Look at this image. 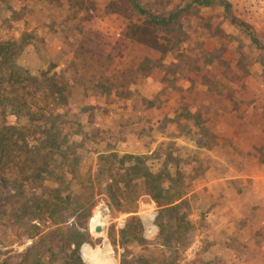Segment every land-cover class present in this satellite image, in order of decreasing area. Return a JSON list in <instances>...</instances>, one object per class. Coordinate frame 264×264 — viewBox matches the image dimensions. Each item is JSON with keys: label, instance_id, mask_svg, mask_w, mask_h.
<instances>
[{"label": "rangeland", "instance_id": "374dc122", "mask_svg": "<svg viewBox=\"0 0 264 264\" xmlns=\"http://www.w3.org/2000/svg\"><path fill=\"white\" fill-rule=\"evenodd\" d=\"M138 1L158 17L172 16L171 22L156 28L145 24L128 0H36L27 21L22 19L26 3L0 0V41L8 38L4 33L9 29L18 40L25 22L30 21L28 29L36 28V40L25 46L17 65L27 71L31 82L44 84L51 71L80 80L83 85L69 84L68 105H74L73 113L84 121L89 117L77 108L89 103L90 111H95V124L106 127L101 136L120 149V162L129 167L140 157L151 170L156 165L164 167L172 178L179 176L184 185L193 186L191 193L198 199L193 200L192 213L199 223L191 225L195 231L184 232L186 242L191 236L192 242L182 252L175 255L168 246L159 247L167 250L166 260L175 257V264L179 259L187 264L200 255L204 261L221 259L219 264H264V249L253 251L250 245L242 250L239 242L243 237L228 242L229 247L226 238H221L224 229L219 219L212 226L202 221L212 202L219 203L210 213L212 218L225 219L227 207L225 196L205 197L204 187L208 192L219 191L225 186L224 178L230 176L232 187L226 192L244 187L250 198L255 186H264V0H206L203 4L198 2L201 0ZM221 2L228 6V16ZM153 40L155 47L150 46ZM102 90L105 95L99 93ZM111 121L115 125L118 121L116 128L119 126L112 137ZM19 123L27 125L24 119ZM187 128H191L188 134ZM204 132L212 138L209 149L184 140L185 136L197 141ZM86 154L87 161L91 160L93 154ZM174 159L181 162L170 165ZM41 183L57 185L47 174ZM139 184L131 182L129 189L138 197L135 214L142 221L143 238L152 242L158 234L159 207L143 195ZM72 189L76 196L71 197L62 212L64 219L59 220L65 236L57 239L65 244L71 238L64 237L74 231L87 234L80 248L85 244L91 260L96 255L100 264H122L124 248L112 246L108 232L121 229L127 215L110 210L103 195L89 208L80 186L74 183ZM231 207L234 212L229 218L242 215ZM38 217L41 219L32 221L29 217L22 225L0 220V260L33 264L38 237L48 226L54 227L46 214ZM34 224L38 226L34 228ZM97 225L102 226L101 232L95 231ZM166 228L171 243L176 226ZM43 249L42 264H62L60 260L48 263L50 252ZM125 249L139 254L142 246L128 244ZM162 254L157 253L154 260L161 262ZM81 258L84 264H92Z\"/></svg>", "mask_w": 264, "mask_h": 264}, {"label": "trees", "instance_id": "16d2710c", "mask_svg": "<svg viewBox=\"0 0 264 264\" xmlns=\"http://www.w3.org/2000/svg\"><path fill=\"white\" fill-rule=\"evenodd\" d=\"M19 1L27 4L22 9L24 13L22 19L28 21L34 10L30 6L35 4L36 0ZM128 1L135 13L144 18V23L153 28L157 25H167L172 20V16L165 19L154 15L138 0ZM198 2L203 4L207 1ZM221 4L228 16V6L223 2ZM11 16L13 17V14ZM232 22L237 23L236 20ZM25 23L24 31L21 32L18 40L13 38L14 32L9 29L4 33L8 38L0 41V220H5L11 225H22L29 217L32 221L41 219L38 216L46 214L54 227L48 226L46 233L38 237L33 264H42L41 250L45 246L47 248L43 250L50 252L48 263L60 260L62 264H84L79 249L86 241L87 234L74 231L69 237H64L71 238V241L65 244L62 239L61 241L57 239L64 235L59 220L64 219L62 212L67 208L71 197L76 196V192L72 189L75 183L80 186L81 193L89 200V208L96 204L95 199L98 195H103L110 210L127 215L121 229L118 231L110 229L108 232L111 245L115 247L119 244L124 248V253L121 255L122 264H175L176 258L171 261L166 260L167 250L159 247L168 246L176 255L177 252H182L190 246L192 236L186 242L187 237L184 232H188L189 229L195 231V226H191L195 223L190 216L193 214V200H197L198 196L191 193L193 186L184 185L182 182L184 180L180 182L179 176L172 178L169 170L166 171L164 167L151 170L140 157H136L137 163L134 162L129 167L125 166L126 162H120L118 156L120 149L111 145L105 135L101 136L104 130L95 124L96 115L94 110L90 111L91 106L82 104V108H77L82 112L81 114L86 113L89 117L88 120L83 121L80 114L73 113L74 105H68V97L72 93L71 86L83 85L80 80L66 79L64 74H53L51 71V76L44 84L35 85L31 82L27 71L17 65L19 55L25 46L36 40L34 35L36 28L31 31L28 29L31 22ZM237 24L246 27L242 22ZM136 32L135 30L134 33ZM252 40L258 46L257 41ZM150 46H156L155 40L151 41ZM99 93L105 95L103 90ZM10 118H13V121ZM22 119L27 125L19 123ZM187 130L186 134L191 128ZM184 138L189 143L194 140L192 144L198 143L197 146L203 147V150L210 148L212 140L206 132L201 138L196 139L197 141L191 137L184 136ZM86 153L93 154L91 160L87 161ZM179 162L180 159H174L169 161V164L176 165ZM44 174H47L48 178L51 177L57 185L44 186L41 183ZM136 181L140 183L143 195L148 196L159 207L156 217L158 234L152 242L143 238V224L135 214L138 197L132 194L129 184ZM208 191L209 188L204 187L202 193L210 199L226 197L224 189ZM236 193L240 194L242 190L237 189ZM212 203L202 214V221L205 223H210V213L219 204L216 201ZM253 210L255 208L249 207L246 214L243 213L240 217L234 215L225 222L224 238L229 247L228 242H236V239L243 237L239 242L242 250H246L250 245L253 246V251L264 249V224L258 228L251 225ZM167 225L176 226L173 231H177V234L174 233L171 243L169 242L172 235L168 234ZM37 226L33 225L34 228ZM214 242L215 239L209 244L213 246ZM128 244L142 246L140 253L133 254L127 251L125 248ZM232 251L234 252L235 249ZM81 253L85 261L100 264L96 255L91 260L85 244ZM157 253H163L161 262L154 260ZM199 256L187 264H219L222 261L221 259L214 262L204 261ZM180 260L178 264H182ZM0 264L7 262L0 260Z\"/></svg>", "mask_w": 264, "mask_h": 264}, {"label": "crops", "instance_id": "0c3cea01", "mask_svg": "<svg viewBox=\"0 0 264 264\" xmlns=\"http://www.w3.org/2000/svg\"><path fill=\"white\" fill-rule=\"evenodd\" d=\"M115 102L116 101H114V104H115ZM86 104L89 105V103H86ZM125 110H127V107H126ZM113 111H111V112H113ZM117 122L118 121H116V125H115L113 123V121H111V124H112V127H113L112 131H110V133H109L111 135V137L115 136L116 133L119 130V126H118V128H116L117 127ZM96 125L99 126V128H101L103 130H104V128L106 129V127H105V125L103 123H99V124H96ZM107 127H110V126H107ZM157 169H158V165H156V168L154 170H157ZM216 178H218V177H216ZM220 178H223V177L221 176ZM229 178H230V176L224 178L226 180L222 184H225V186L220 187L219 191L222 190V189L227 191V190H229V188L232 187L231 183H229L230 182ZM224 179H221V180H224ZM239 185L241 187H243L242 184H239ZM255 188L256 189L254 190V193H251L250 198H248V193L244 192V187L242 188V193H240V194L236 193V189H233V188H232L233 191L231 193H227L225 191L226 192L225 194H227L226 197L224 198L225 201L227 202L226 205H225V206H227L226 207V211L224 212L225 219H222L223 216H220L217 219L212 218V217L209 216V222L210 223H207V225L208 226H212L213 224L217 223L218 219H219L220 220L219 221V225H220V227H223V229H224L225 222L229 219V215L231 214L230 212H232V213L234 212V210L232 209L231 205H234L236 207V209H235L236 211L235 212H238V213L242 212V215H243V213H245V214L247 213V210H248L249 207L255 208V210H253V213H252L253 217H252L251 225H253L256 228L262 226L264 224L263 223L264 222V186H259V187L255 186ZM230 209L232 211H230ZM194 216L192 214L191 215L192 218L190 217V219L193 220L195 224L196 223L198 224L199 220H196ZM225 236H226V232H225V229H224V234L222 235L221 238H223ZM80 253H81V248H80ZM81 256H82V253H81Z\"/></svg>", "mask_w": 264, "mask_h": 264}, {"label": "water", "instance_id": "95a60500", "mask_svg": "<svg viewBox=\"0 0 264 264\" xmlns=\"http://www.w3.org/2000/svg\"><path fill=\"white\" fill-rule=\"evenodd\" d=\"M95 231H96V232H101V231H102V226L97 225V226L95 227Z\"/></svg>", "mask_w": 264, "mask_h": 264}, {"label": "bare ground", "instance_id": "6f19581e", "mask_svg": "<svg viewBox=\"0 0 264 264\" xmlns=\"http://www.w3.org/2000/svg\"><path fill=\"white\" fill-rule=\"evenodd\" d=\"M81 250H82V248H81Z\"/></svg>", "mask_w": 264, "mask_h": 264}]
</instances>
